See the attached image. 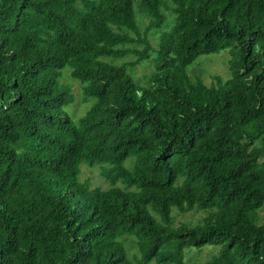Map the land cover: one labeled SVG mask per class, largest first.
Listing matches in <instances>:
<instances>
[{"label": "trees", "instance_id": "trees-1", "mask_svg": "<svg viewBox=\"0 0 264 264\" xmlns=\"http://www.w3.org/2000/svg\"><path fill=\"white\" fill-rule=\"evenodd\" d=\"M263 211L264 0H0V264H264Z\"/></svg>", "mask_w": 264, "mask_h": 264}, {"label": "rangeland", "instance_id": "rangeland-1", "mask_svg": "<svg viewBox=\"0 0 264 264\" xmlns=\"http://www.w3.org/2000/svg\"><path fill=\"white\" fill-rule=\"evenodd\" d=\"M157 40L158 33H155L154 35L150 36V41L152 45H156ZM229 59L230 55L227 52L201 57L188 68V73L191 75L193 72H195L199 75V77L204 81L206 85L210 86L216 82L215 79L217 77L221 79H227L230 76V72L228 69ZM105 60L114 64H121L122 61H126V59L122 61L111 59ZM128 72L132 76L136 84H138L139 86H145L147 76L152 72V67L146 63H143L140 66H137L136 68L129 69ZM62 83L68 84L70 86L71 91L76 98L75 104L72 105L71 108H67L66 110L69 112L70 109L75 118L84 116L85 112L87 111L90 105L82 102L81 85L78 82L72 80L69 77L68 73H65L62 79ZM90 103H92V101H90ZM80 170L81 174L79 178L81 179V181L90 179L92 186H100L103 189L109 188L108 184L103 180V178L100 177L98 167L88 168L85 164H81ZM175 214L176 210L174 209L172 211V215L176 216L175 225L181 224L189 227H196L200 224H203V218L206 216L204 212L197 210L184 215ZM261 216L264 219V211L261 213ZM123 243L127 250L129 259L135 264L134 259L138 256L135 242H133L131 239H125L123 240ZM218 250L219 248L216 246H205L200 250L192 247L191 249H188L185 253L184 264H198L199 262H204L210 259L214 254H216Z\"/></svg>", "mask_w": 264, "mask_h": 264}]
</instances>
